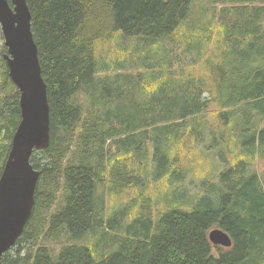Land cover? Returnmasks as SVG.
Wrapping results in <instances>:
<instances>
[{
	"label": "trees",
	"instance_id": "obj_1",
	"mask_svg": "<svg viewBox=\"0 0 264 264\" xmlns=\"http://www.w3.org/2000/svg\"><path fill=\"white\" fill-rule=\"evenodd\" d=\"M198 2L27 0L51 142L31 157L34 211L0 264H264V0ZM3 53L0 176L21 120ZM125 160L164 192L157 221L107 213L106 178ZM191 171L195 194L179 186ZM214 226L233 242L218 255ZM90 233L103 239L79 245Z\"/></svg>",
	"mask_w": 264,
	"mask_h": 264
},
{
	"label": "water",
	"instance_id": "obj_2",
	"mask_svg": "<svg viewBox=\"0 0 264 264\" xmlns=\"http://www.w3.org/2000/svg\"><path fill=\"white\" fill-rule=\"evenodd\" d=\"M0 26L9 76L20 92L21 120L0 176V261L22 236L36 202L41 171L31 163L51 142L50 103L27 0H0ZM214 246L231 247L220 227L209 232Z\"/></svg>",
	"mask_w": 264,
	"mask_h": 264
},
{
	"label": "rangeland",
	"instance_id": "obj_3",
	"mask_svg": "<svg viewBox=\"0 0 264 264\" xmlns=\"http://www.w3.org/2000/svg\"><path fill=\"white\" fill-rule=\"evenodd\" d=\"M207 1L208 0H199L198 5L200 6ZM2 35L3 33L0 28V55L3 53L2 52L3 45H5L4 36ZM128 41L132 42L133 40L129 39ZM118 42L122 46L124 45V42L121 39H119ZM112 46L114 49H116V45L114 46V44L112 43ZM130 46L133 48L134 44H131ZM3 54H5V52ZM128 62H129V66H131L132 61L129 60ZM1 72L2 71L0 69V75ZM38 157L40 158V156ZM140 160L141 157L138 156L137 162H140ZM126 162L127 160L122 161V164H118L114 169L113 172L114 176L111 175L106 178L105 187H106V196H107L106 205L108 206L107 213L114 214L119 210H123L125 207L127 208L131 205H134L139 213L148 212L151 209L152 220L153 222L157 221L161 214V212L159 214V210L162 208L159 201L162 198L164 192L157 191L155 185L147 184L146 182L141 183L140 182L141 179L136 174L138 173L140 175L141 165H139L136 161H134L135 162L134 166ZM212 164L213 165L211 166V170L214 176H215V172L217 174H220V172L224 169L223 161H219L217 157L214 158ZM135 168L136 170H138V172H135ZM120 169L126 171L127 173V176L125 175L126 177L119 171ZM128 179L129 180L133 179V181L129 182ZM135 181L136 183L135 185H133L132 183ZM198 184H199V180L194 175V171H191L189 174L186 175V180L181 184H179V186L182 188H187L189 194H195L199 192L200 189ZM163 205H164L163 210H167L168 209L167 205H165L164 203ZM130 221H131L130 213H129V209H127L124 218L121 219V224L117 225L115 231L118 233H124L125 224L129 223ZM216 227L217 226H214V228ZM101 239L103 238H101L98 233H90L87 238L78 242V244L91 246V244L95 245V243L99 242ZM99 245H103V241H101ZM50 247L52 251H56L57 249L60 248V243L50 244ZM113 247L114 245L112 247L111 246L106 247V250ZM218 247L223 248V250L227 249L226 247H222V246H213L214 255H218V249H217Z\"/></svg>",
	"mask_w": 264,
	"mask_h": 264
}]
</instances>
